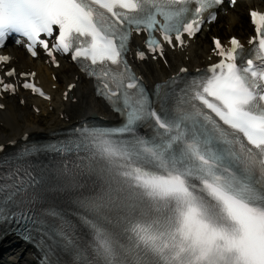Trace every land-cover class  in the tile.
I'll return each mask as SVG.
<instances>
[{
    "label": "snow or ice",
    "instance_id": "snow-or-ice-1",
    "mask_svg": "<svg viewBox=\"0 0 264 264\" xmlns=\"http://www.w3.org/2000/svg\"><path fill=\"white\" fill-rule=\"evenodd\" d=\"M224 4L0 0V50L9 40L32 57L43 49L57 67L54 53L70 54L120 118L0 155V236L17 226L40 264H264V13L249 12L247 53L235 38L227 49L214 38L218 62L195 74L181 67L151 92L126 59L133 33L145 34L153 60L165 58L164 45L186 46ZM10 60L0 54V64ZM22 87L49 99L33 83ZM15 91L0 78V93ZM69 153L80 159L74 169L32 166ZM50 192L72 198L75 221L47 203Z\"/></svg>",
    "mask_w": 264,
    "mask_h": 264
},
{
    "label": "bare ground",
    "instance_id": "bare-ground-1",
    "mask_svg": "<svg viewBox=\"0 0 264 264\" xmlns=\"http://www.w3.org/2000/svg\"><path fill=\"white\" fill-rule=\"evenodd\" d=\"M254 4L264 6L263 2ZM228 9L225 8V10ZM249 9H252L249 3L240 2L238 16L229 15L231 21L229 31H238L240 37L237 38L243 44L249 40L251 31L248 15V23L246 24L244 21V11L248 13ZM219 19L220 24L210 26L207 31H203L189 42L187 47L168 51L166 53L167 66L160 60L152 61L150 59L142 63L135 62V53L137 48H141V40L137 37L133 38L132 60H134L136 72L144 80L145 85L153 87L155 83L163 82L171 75L177 74L181 67L190 68L194 71L195 68L209 65L208 59L211 57L209 51L212 47L211 44L208 47L202 37L210 34H215L217 37L223 35L222 16L219 15ZM2 53L11 57L10 67L15 68L17 76L21 73L36 72L35 80L51 94L52 99L49 103H45L24 92L4 97L0 102L4 105L3 110H0V144L18 143L25 136L46 135L56 129L66 128L76 122L90 118H98L104 122L115 121L116 116L110 113L104 104L96 98L92 84L85 80L72 64L63 60L57 69H53L45 64L43 58H29L21 47H10L3 50ZM186 57H188L187 62H185ZM52 77H55L56 81H53ZM70 84H75L76 87L65 100L64 92ZM53 86L60 92L51 90ZM72 99H75L74 103ZM48 108H51V112L45 125L42 124L41 118L29 115V111L35 115L34 109H38L39 113H46ZM0 264L35 263L30 252L22 244H17L15 238H6L0 242Z\"/></svg>",
    "mask_w": 264,
    "mask_h": 264
},
{
    "label": "rangeland",
    "instance_id": "rangeland-1",
    "mask_svg": "<svg viewBox=\"0 0 264 264\" xmlns=\"http://www.w3.org/2000/svg\"><path fill=\"white\" fill-rule=\"evenodd\" d=\"M239 6L240 4H238L234 9L232 10H226V11H223L221 13V16H222V25L221 27L223 28V35L220 36L221 38L223 39H227L228 37L230 36H236V37H240L239 33L233 31V30H230L229 31V26H230V19H229V15L230 14H234V15H237L238 16V9H239ZM244 21L245 23L247 24L248 23V19H247V13L244 11ZM217 24V23H216ZM218 24H220V21H218ZM211 37H216L215 34H210V35H207L206 37H202V40H204V42L206 43V45H208V47H210V42H211ZM187 59L188 57L185 58V62H187ZM166 66V65H165ZM51 90L53 91H57V92H60L59 89H57L56 87H52ZM51 112V108H48L46 109V113H38V114H32L30 111H29V115L32 117H39L41 118V121H42V124L45 125L47 124L48 120H49V113ZM7 132L9 133V130H7ZM15 136V135H14Z\"/></svg>",
    "mask_w": 264,
    "mask_h": 264
}]
</instances>
